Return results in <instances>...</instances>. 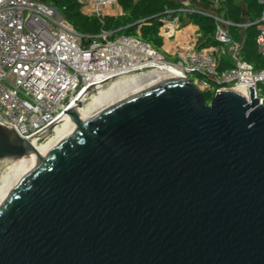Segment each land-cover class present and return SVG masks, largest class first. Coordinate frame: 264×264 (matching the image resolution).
<instances>
[{
	"label": "water",
	"instance_id": "water-1",
	"mask_svg": "<svg viewBox=\"0 0 264 264\" xmlns=\"http://www.w3.org/2000/svg\"><path fill=\"white\" fill-rule=\"evenodd\" d=\"M146 67L93 81L0 162V264H264V106ZM43 155H40L34 148Z\"/></svg>",
	"mask_w": 264,
	"mask_h": 264
},
{
	"label": "built area",
	"instance_id": "built-area-1",
	"mask_svg": "<svg viewBox=\"0 0 264 264\" xmlns=\"http://www.w3.org/2000/svg\"><path fill=\"white\" fill-rule=\"evenodd\" d=\"M224 4L225 0H211ZM257 22L255 43L264 58V0ZM85 15L103 24V10L118 6L117 0H78ZM202 10L190 6L165 9L160 20L163 36L180 27V15L196 13L214 24L215 44L177 50L175 60L163 57L149 44L116 30L81 34L65 17L42 0H0V125L28 140L47 126L74 100L88 83L146 67L174 68L200 92L248 86L264 106V68L253 66L240 56L241 42L233 39L229 27L240 30L250 22L233 23L224 6ZM89 11V13H87ZM124 12L120 8L117 16ZM227 62V65H226ZM29 141V140H28Z\"/></svg>",
	"mask_w": 264,
	"mask_h": 264
},
{
	"label": "trees",
	"instance_id": "trees-1",
	"mask_svg": "<svg viewBox=\"0 0 264 264\" xmlns=\"http://www.w3.org/2000/svg\"><path fill=\"white\" fill-rule=\"evenodd\" d=\"M46 4L58 10L71 24L75 31L81 34L93 35L101 29L116 30L117 35H128L149 44L166 59L163 50V41L159 36L160 21L165 9L181 7L171 0H117L124 15L105 16L103 24L94 16L85 15L81 10L78 0H42ZM206 2L208 0H205ZM241 3L249 17L250 25L244 29L243 35L237 32L236 27H229L233 39L241 42L240 56L250 63L254 70L264 68V58L256 51L257 22L261 17L263 5L259 0H225V15L233 22L240 23L242 17ZM190 21L198 26L200 36L196 48H204L214 45V24L210 18L196 13L187 15ZM227 65V62H226ZM206 103L212 99L210 94H202Z\"/></svg>",
	"mask_w": 264,
	"mask_h": 264
},
{
	"label": "crops",
	"instance_id": "crops-1",
	"mask_svg": "<svg viewBox=\"0 0 264 264\" xmlns=\"http://www.w3.org/2000/svg\"><path fill=\"white\" fill-rule=\"evenodd\" d=\"M177 3V2H175ZM178 4V3H177ZM192 8H199L202 10H216L217 12H221L222 8L224 6V4H217L213 3L211 0H208L205 4H203L202 7H198L195 4H191L189 5ZM120 6H116L114 8H107L105 10H103V13L106 16H117V12L120 10ZM241 8H242V17H241V23L243 22H249V17L247 16L246 12H245V7L244 4L241 3ZM188 14H181L180 15V27L175 28L172 36L167 37V36H163L160 27H159V36L161 37L162 41H163V50L166 54V59L173 61L175 60V56L174 53L177 50H182V49H186L192 46L196 47V43L197 40L200 36V30L198 28V26L194 25L190 19L187 16ZM160 21V20H159ZM243 30L237 29V32L241 35H243Z\"/></svg>",
	"mask_w": 264,
	"mask_h": 264
},
{
	"label": "bare ground",
	"instance_id": "bare-ground-1",
	"mask_svg": "<svg viewBox=\"0 0 264 264\" xmlns=\"http://www.w3.org/2000/svg\"><path fill=\"white\" fill-rule=\"evenodd\" d=\"M157 68H161L174 76H179L174 68L161 66H158ZM233 90L244 93L246 96H248V91L242 86H236L233 88ZM34 148L40 155H42L35 146ZM35 160L36 154L33 151H29L25 156L20 159H10L4 161L7 167L5 171L0 174V204L10 194V192L17 185V183L25 176V174L28 172L32 163Z\"/></svg>",
	"mask_w": 264,
	"mask_h": 264
},
{
	"label": "rangeland",
	"instance_id": "rangeland-1",
	"mask_svg": "<svg viewBox=\"0 0 264 264\" xmlns=\"http://www.w3.org/2000/svg\"><path fill=\"white\" fill-rule=\"evenodd\" d=\"M173 2H177L178 4H181L182 6L186 5L189 6L192 3L197 5L198 7H202L203 4L206 3L205 0H171ZM87 13H89V11H87ZM115 36H117V34H115ZM263 92H264V84L261 85ZM7 165L4 162H0V174L3 173L6 169Z\"/></svg>",
	"mask_w": 264,
	"mask_h": 264
}]
</instances>
